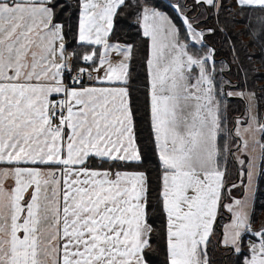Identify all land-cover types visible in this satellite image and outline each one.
I'll use <instances>...</instances> for the list:
<instances>
[{"label":"snow or ice","instance_id":"6c2138e0","mask_svg":"<svg viewBox=\"0 0 264 264\" xmlns=\"http://www.w3.org/2000/svg\"><path fill=\"white\" fill-rule=\"evenodd\" d=\"M225 12L264 49V0H0V264H264V91L216 68Z\"/></svg>","mask_w":264,"mask_h":264},{"label":"trees","instance_id":"16d2710c","mask_svg":"<svg viewBox=\"0 0 264 264\" xmlns=\"http://www.w3.org/2000/svg\"><path fill=\"white\" fill-rule=\"evenodd\" d=\"M175 0H158L160 5H168L169 3H174ZM226 4L230 2V0H225ZM163 10L168 11L167 8ZM237 21L243 20L241 16L236 17ZM251 23L254 28H258L255 20V14L250 16ZM248 21L236 22L232 19L230 13L225 12L222 14L221 19L216 21L214 19H210L208 21V26L216 27L218 29H223V31H217L214 35H208L206 37V44L216 49V59L217 64L216 68L219 70L223 67L226 61H233L235 56L240 57L239 63L243 64V69L238 66V63L234 62L231 68V71L228 72V77L231 80L239 81L241 79H247L248 84L252 87L256 92L264 91V49L261 48L260 42L251 43L250 36L247 34L245 29L247 28ZM136 29H129L127 24H122L120 26V31L117 33V38L121 41L125 40H135L138 47L140 46L139 37L135 36L134 33ZM235 44L236 51L233 52L231 45ZM199 48L200 46H196ZM136 73L140 75V79L143 80V72L144 69L140 64V61L137 60ZM246 73V76H245ZM137 103L141 105L138 115L142 117L141 119V128L142 134L145 137V143H147L148 137V128H147V117L143 108L144 94L143 92H139ZM233 107H236V103H233ZM234 169L231 173L225 177L226 183L235 182V174ZM153 177L155 178V173H153ZM231 180V181H230ZM230 181V182H229ZM237 194V193H236ZM264 208V194L257 193L256 196V209H255V220L253 225H256L255 229H259L261 224H263L262 219L257 218V213ZM162 222V217H156V226L159 228ZM254 227V226H253ZM156 243H160L157 241ZM218 264H232V260L234 257L225 256L224 250L218 249ZM150 264H165V253L163 250L162 243L160 246H155L154 250L151 252Z\"/></svg>","mask_w":264,"mask_h":264},{"label":"rangeland","instance_id":"374dc122","mask_svg":"<svg viewBox=\"0 0 264 264\" xmlns=\"http://www.w3.org/2000/svg\"><path fill=\"white\" fill-rule=\"evenodd\" d=\"M202 27H204L203 25H202ZM231 181V180H230ZM229 181V182H230ZM235 181V180H234ZM234 195H236V193H233ZM257 218L260 220V219H262L263 220V224H261V225H264V208L261 210V211H259L258 213H257ZM224 222H226V218H225V220H222V221H220V224H223ZM257 225V224H256ZM256 225H252V226H254L253 228H256ZM261 227V226H260ZM219 251H218V249H214L213 251H212V253H211V255H212V257H213V260H214V264H218V261H219V259H218V255H219V253H218Z\"/></svg>","mask_w":264,"mask_h":264}]
</instances>
